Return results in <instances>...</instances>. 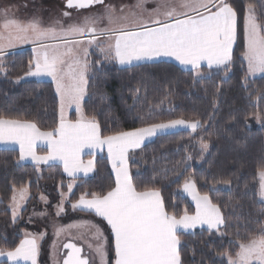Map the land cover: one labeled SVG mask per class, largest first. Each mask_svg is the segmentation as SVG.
<instances>
[{"label": "trees", "instance_id": "1", "mask_svg": "<svg viewBox=\"0 0 264 264\" xmlns=\"http://www.w3.org/2000/svg\"><path fill=\"white\" fill-rule=\"evenodd\" d=\"M227 2L238 13L237 40L227 72L202 68L204 77L198 79L172 62L120 67L91 53L83 110L87 119L99 123L102 136L174 119L202 125L195 133L181 130L158 135L130 153L128 160L137 190L160 191L170 215L195 214L191 200L181 194L189 177L196 181L200 194L207 193L220 206L227 227L222 226L219 232L197 229L178 233L181 264H228L225 254L236 256L239 244L258 238L264 227L258 178L264 169V119L257 123L258 116L264 117V77L248 79L243 60L247 5L254 6L258 22L264 23V0ZM30 61L33 52L29 49L4 58L7 75L0 78V116L31 121L41 131H52L59 125V97L51 81H22ZM70 119L75 121L76 114ZM201 141L209 145L206 154L201 152ZM94 158V174L74 180L68 211L81 194H106L115 187L108 158ZM181 171L179 181L172 182ZM71 181L59 165L38 168L21 163L16 150H0V250H14L24 239L27 215L45 188L57 199L59 190L64 191ZM224 181L230 184L224 185ZM213 185L217 190H210ZM24 187L32 197L16 221L9 205L14 189ZM111 250L113 264V245Z\"/></svg>", "mask_w": 264, "mask_h": 264}, {"label": "snow or ice", "instance_id": "2", "mask_svg": "<svg viewBox=\"0 0 264 264\" xmlns=\"http://www.w3.org/2000/svg\"><path fill=\"white\" fill-rule=\"evenodd\" d=\"M103 0H66V8L86 9L93 4H101ZM144 0L136 5L142 9ZM163 8L164 19H155L144 24L140 30L127 28L108 29L114 38V44L100 48L106 57L115 59L120 65H133L141 62H155L162 57L174 58L182 65H190L191 70L202 78L199 69L202 62L208 68H223L226 72L232 64L233 43L237 38L238 13L227 0H171L157 6ZM181 9L182 11H178ZM115 8L109 6L106 13L109 23L113 20ZM69 17V12L62 13ZM103 17H85L82 23H72L67 27L60 25L64 38L60 44L52 46L43 53L42 60L37 57L30 61V70L26 76H49L56 85V93L60 99L59 125L52 131H41L36 123L0 116V144H18L21 159L30 156L36 164L59 160L64 171L72 177L81 171L87 174L92 170L93 161L82 165L80 154L83 149L107 147L108 158L115 172V187L106 194L83 193L72 205L74 209L91 210L110 226L114 235L115 264H181V240L178 232H189L197 225L207 226L211 232H219L227 222L219 205L214 204L207 193L200 194L196 181L186 178L183 191L189 193L196 203L194 215L187 212L179 218L170 215L166 209L161 193L158 190L138 191L129 173L128 160L130 153L140 149L151 138L166 134L168 130L184 127L195 132L202 125L199 121L188 122L183 119L169 120L166 123H152L130 131H121L113 135L102 136L100 125L95 120L87 119L81 111V100L85 95L86 79L89 69L87 48L79 49V41H70L69 36L89 37L87 43L100 47L98 36L105 31H97L95 24ZM59 24V22H57ZM16 27L15 39L26 41L30 38L42 42L56 38L55 27H42L39 18L34 17L22 23L15 20L6 21L5 28ZM244 38L246 51L244 58L248 63V72H264V23H258L254 6L247 5L244 15ZM2 38V37H0ZM12 34L9 33L11 40ZM63 48V50H61ZM4 55L0 45V57ZM71 61V63H70ZM34 68L35 70H32ZM0 71H4L0 61ZM75 105L79 118L75 121L65 117V108ZM264 119V117H257ZM41 142L48 150L46 156L36 154L37 142ZM208 144L201 141V152ZM190 158V157H189ZM264 181V169L259 172ZM183 172H178L172 182H178ZM224 185L230 181H224ZM73 185L69 184V192ZM261 195L264 196V182L261 183ZM210 190H217L215 185ZM26 189H20L18 196L14 189L13 206L19 207V201L25 199ZM91 198H88V197ZM60 211H63L61 208ZM60 212H57L59 215ZM15 212L13 217L15 219ZM99 231V229H98ZM258 238L240 243V251L236 257L228 255V264H264V227L260 229ZM58 234V233H57ZM43 233L39 234L42 239ZM65 248L71 249L63 264H88L80 258L81 249L73 243ZM96 252L101 257L106 252L101 244H97ZM40 253L37 236L25 238L11 251L0 250V257L8 261L19 259L37 264ZM227 255V254H225Z\"/></svg>", "mask_w": 264, "mask_h": 264}, {"label": "rangeland", "instance_id": "3", "mask_svg": "<svg viewBox=\"0 0 264 264\" xmlns=\"http://www.w3.org/2000/svg\"><path fill=\"white\" fill-rule=\"evenodd\" d=\"M141 0H127L125 2H116L112 5V7L115 8V12L113 14V20L111 23H109L107 19V11L109 7L105 8L100 14H88L86 16H80V17H72L67 22H61V20L57 17L51 19V25L49 27H55L57 29V35L60 34L63 36V34L60 32V25H63L64 27H67L68 25L72 23H82L85 17H103L98 20V22L95 24V27L97 28V31H105V35L98 36V40L101 42L100 47H96L95 45H89L87 43V39L89 37H81V36H69L67 39L70 41H79L77 44V47L79 49H84L85 47L89 48L90 55L92 52H96V54H99L105 61L107 62H114L116 63L115 59L111 57H106L105 54L101 53L100 48H107L109 44H112L114 41V38L111 36L110 33H107L106 30L108 29H118V28H127L129 30H140V26L144 24H148L149 26H155L152 25V21L155 19H164L163 16L164 9L160 8L158 9V5H162L166 2H171V0H144L143 8L138 9L136 5L140 3ZM6 6V7H5ZM1 5L0 4V45L3 46L4 55L0 57V61H2L4 65V58L12 53L25 51L27 49L31 50V48L36 47L39 42H35L34 39L30 38L26 41H21L18 39H15L16 34V27L14 25H10L8 28H5V22L15 20L18 22H28L33 17H29L28 15L25 16H17L15 13L18 11L16 6H7V5ZM11 7V8H8ZM255 10V9H254ZM178 11H182L181 9H178ZM12 12V13H11ZM255 15L257 17L256 11ZM41 26L48 28V24L45 23V19H42L38 17ZM53 21V22H52ZM59 22V24L57 23ZM259 23V22H258ZM9 33L12 34V39H9ZM64 37V36H63ZM245 40V38H244ZM49 41H53V38H49L44 40L43 42L46 44L47 48H39L34 49V60L39 57L41 60L43 58V53L46 50H51L52 46H54V43H60L61 40H57L58 42H52L50 44ZM42 42V43H43ZM50 45V46H48ZM246 46V43H245ZM30 47V48H29ZM63 50V48H61ZM246 51V49H245ZM245 53V52H244ZM87 58V57H86ZM243 60L246 63L247 66V72H248V63L246 58H244L243 54ZM89 62V69L87 72L86 79L88 81V75L90 73V64H91V58L87 60ZM71 63V61H70ZM118 63V62H117ZM191 69V66L188 65ZM32 70H35L32 68ZM192 71V70H191ZM196 78L200 79V77L197 76V73L195 71H192ZM200 74L202 75V78L204 77V74L201 69H199ZM4 71H0V78L3 77ZM264 77V72H256V73H249L248 72V79L252 80L255 78ZM39 80V81H52L51 77L49 76H25L22 78V81L26 80ZM87 96V85L85 86V99ZM59 97V96H58ZM60 101V99H59ZM82 104V105H81ZM80 108L83 112V102L81 100ZM72 111H76L75 105H73L71 108L66 107L65 108V117L66 115L70 116V113ZM84 114V112H83ZM60 115V112H59ZM76 116L79 118V114L76 111ZM85 116V114H84ZM257 123L260 124V119H257ZM199 129V128H198ZM197 129V130H198ZM189 131L191 133L193 132L191 129H185L184 127H177L175 129H170L167 131L166 134L176 132V131ZM162 135V134H160ZM158 136V135H157ZM156 137V136H155ZM153 137V138H155ZM151 138V139H153ZM201 149V143L199 144ZM209 151V145L206 151L203 152V154H206ZM259 178V188L261 186V183L264 182L261 180L260 175ZM72 184L73 188L72 191L69 192L68 185ZM69 184H67V187L64 191L59 190L57 199L55 195H50V191L46 188L44 189V194H42L38 201L34 202V204L31 206L29 214L27 215V218L25 220L26 228L24 229V237H30V236H37L38 238V244L40 245L41 242H43V251L46 253V264H62V257L64 255L62 254V248L65 242L67 241H73L77 243L78 245H81L84 247L85 252L88 253V256L90 258V264H111L112 262V245L114 248L113 256L115 257V245L114 240L112 236L111 230L108 228V226H104L102 223H99L91 216H84L81 217L79 214V209H74L71 205L70 209L71 211H68L67 205L69 204V198L72 195L74 188H75V181H71ZM22 189H26L25 192V199L19 201V207L13 206V200L11 201L9 205V209L12 213L15 212V219L18 220L21 218V212L25 209L26 204L30 201L32 195L29 191L28 187H24ZM20 189L16 190V194L18 196ZM181 194L185 197L191 196L189 193H186L183 191V187L181 189ZM14 195V194H13ZM259 196L260 201L264 203V196L261 195V188L259 189ZM75 204V203H74ZM63 209V211H60V209ZM57 212H60L59 215H57ZM99 229V231H98ZM43 233L44 236L42 239L39 238V234ZM58 233V234H57ZM40 241V242H39ZM101 244L106 252V255L104 257H101L96 252V246L97 244ZM240 251V248H239ZM238 251V252H239ZM227 256H224L225 259L228 262ZM113 257V262L115 258ZM234 256L233 258H235ZM255 264V261L253 262Z\"/></svg>", "mask_w": 264, "mask_h": 264}, {"label": "crops", "instance_id": "4", "mask_svg": "<svg viewBox=\"0 0 264 264\" xmlns=\"http://www.w3.org/2000/svg\"><path fill=\"white\" fill-rule=\"evenodd\" d=\"M135 31V30H134ZM64 37L62 36V35H60V34H56V38L55 39H53V41H49V43H47V44H50V45H53V44H51L52 42H58L57 40H62ZM236 40H237V38H236ZM236 40L234 41V43H233V51H234V48H235V45H236ZM43 44L44 45H46L44 42H43ZM57 44H60L59 42L58 43H54V45H57ZM112 44H114V41L112 42ZM50 45H48V46H50ZM30 48V47H29ZM39 49V48H43V47H41L40 46V43L39 44H37L36 45V47H33V48H31L32 49V52H33V60H34V49ZM85 48H87V47H85ZM87 50H88V54H87V60H89L90 58H91V55H90V51H89V48H87ZM233 51H232V55H233ZM162 61H167V62H172V63H175L176 65H178L179 67H181L182 69H184V70H188V71H191V69H189L190 67L188 66V65H182V64H180L178 61H176L174 58H171V57H162V58H160V59H158L157 61H155V62H141V63H139V64H142V63H156V62H162ZM116 62V64H118L120 67H129V65H120L119 63H117V61H115ZM133 65H137V64H133ZM132 66V65H131ZM90 67H91V64H90ZM202 68H207L208 70H213V69H217V68H215V67H213V68H208L207 67V63L206 62H202V67L200 68L201 70H202ZM219 69H221V68H219ZM90 74V73H89ZM88 78H89V75H88ZM54 83V82H53ZM54 85H55V83H54ZM87 85H88V83H87ZM55 88H56V85H55ZM87 97V96H86ZM84 98V97H83ZM86 99V98H85ZM85 99H82V102L84 103V101H85ZM82 105V104H81ZM83 112H84V110H83ZM72 113H75L76 114V111H72ZM72 113H70V116H69V113H68V115H66V118L67 119H70V117H71V114ZM76 119H78V117L76 116ZM71 120V119H70ZM154 139V138H153ZM153 139H151V140H149L148 142H150V141H152ZM148 142H146V143H148ZM145 143V144H146ZM145 144H143V145H145ZM142 145V146H143ZM141 146V147H142ZM0 150H16V151H18V153H19V156H20V162L21 163H23V164H30V165H34V166H36V167H38V168H41V167H45V166H49V165H53V164H55V165H59L61 168H62V170H63V173L68 177V178H70L71 180H76V179H85V178H89V177H91L93 174H94V172H95V158H94V156H97V155H105L107 158H108V154H107V147L106 146H103L102 148H85V149H83V151L81 152V154H80V160H81V163H82V165H87V162L89 161V160H92L93 161V167H92V170L91 171H89L87 174H85V172L83 171V169H81V171H79V172H77L76 173V175H75V177H72V176H69L65 171H64V167H63V163L61 162V161H59V160H56V161H50V162H48V163H40V164H36L34 161H33V159L30 157V156H25L24 157V159H21V153H20V149H19V145L18 144H11V145H6V144H0ZM137 150V149H136ZM35 151H36V154L37 155H40V156H46L47 155V152H48V150H47V148L45 147V146H43L42 144H41V142H37V147H36V149H35ZM92 156V157H91ZM108 160H109V158H108ZM109 162H110V166H111V168H112V171H113V174H114V177H115V172H114V170H113V167H112V163H111V161L109 160ZM128 167H129V162H128ZM129 173H130V168H129ZM131 176V175H130ZM187 198H189L190 200H191V202H192V204H193V206H194V208H195V212H196V203H195V201L192 199V196H188ZM79 209V212H81V213H85V214H87L88 216H91V217H93L96 221H98L99 223H102L104 226H108V228L111 230V228H110V226L109 225H107V222L106 221H104L102 218H100V217H98L93 211H91V210H87V209H85V210H81L80 208H78ZM86 215V216H87ZM222 227V226H221ZM197 229H207V226L206 225H204V226H201V225H197V227L196 228H194V229H192V230H190L189 232H192V231H194V230H197ZM178 233H181V232H178ZM177 233V234H178ZM112 236H113V240H114V235L112 234ZM31 237V236H30ZM30 237H24V239L25 238H30ZM40 242V241H39ZM43 242H41V244L39 245V247H40V253H39V256L37 257V264H46V253H44V249H43ZM62 257V259H63V256H61ZM115 258V257H114ZM2 263H5V264H31V262L30 261H25V260H23L22 258L21 259H19L18 261H16V262H13V261H8L7 260V257H0V264H2ZM113 264H115V260H114V262H113Z\"/></svg>", "mask_w": 264, "mask_h": 264}, {"label": "flooded vegetation", "instance_id": "5", "mask_svg": "<svg viewBox=\"0 0 264 264\" xmlns=\"http://www.w3.org/2000/svg\"><path fill=\"white\" fill-rule=\"evenodd\" d=\"M125 1L127 0H103V3L93 4L86 9L66 8V0H0V4H4V6H16L18 11L15 14L17 16L28 15L29 17L35 16L45 19V23L49 27L51 19L55 17L59 18L61 22H67L72 17H82L89 13L100 14L105 8L112 6L114 3ZM64 12H69L71 14L70 18L63 16L62 13Z\"/></svg>", "mask_w": 264, "mask_h": 264}, {"label": "water", "instance_id": "6", "mask_svg": "<svg viewBox=\"0 0 264 264\" xmlns=\"http://www.w3.org/2000/svg\"><path fill=\"white\" fill-rule=\"evenodd\" d=\"M67 243H73V244H75L77 247H79V248L81 249V252L78 254L79 257H80V258H83V259H86V260L88 261V264H90V258H89V256H88V254L85 252V249H84L83 246L78 245L77 243H75V242H73V241H67V242H65V244H67ZM65 244H64V245H65ZM64 245H63V248H62V254L64 255L63 260H62V264H63L64 259L67 258L68 253L71 251V249H67V248H65Z\"/></svg>", "mask_w": 264, "mask_h": 264}]
</instances>
